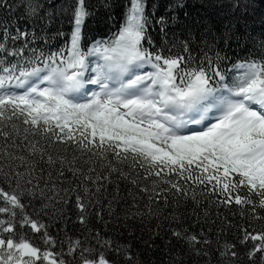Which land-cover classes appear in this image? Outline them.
Segmentation results:
<instances>
[{
  "label": "snow or ice",
  "instance_id": "1",
  "mask_svg": "<svg viewBox=\"0 0 264 264\" xmlns=\"http://www.w3.org/2000/svg\"><path fill=\"white\" fill-rule=\"evenodd\" d=\"M184 6L0 0V264H264V31Z\"/></svg>",
  "mask_w": 264,
  "mask_h": 264
},
{
  "label": "trees",
  "instance_id": "2",
  "mask_svg": "<svg viewBox=\"0 0 264 264\" xmlns=\"http://www.w3.org/2000/svg\"><path fill=\"white\" fill-rule=\"evenodd\" d=\"M11 2V0H9ZM170 2V0H159L160 7L157 15L163 14L165 6ZM214 3V0H185V6L182 9H178V13L181 20L185 19L184 13L187 12L189 17H208L211 19H216L221 14V9L219 6L211 7L210 5ZM250 3L254 4V7L250 8L249 11L242 14L243 23L239 24L240 29L244 28V23L247 24L249 31L253 33H259L264 31V0H250ZM0 15H4V10L0 9ZM21 23H24L22 21ZM52 30H55L54 28ZM174 31V29H170ZM159 33V29H157ZM159 40V35H157ZM223 211V210H222ZM155 221L152 222L149 227L153 226ZM71 227V225H70ZM78 227V226H77ZM33 236L35 234L33 233Z\"/></svg>",
  "mask_w": 264,
  "mask_h": 264
}]
</instances>
